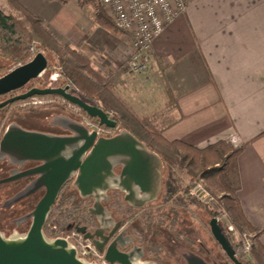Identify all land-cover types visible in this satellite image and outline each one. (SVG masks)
Instances as JSON below:
<instances>
[{"label":"crops","instance_id":"0c3cea01","mask_svg":"<svg viewBox=\"0 0 264 264\" xmlns=\"http://www.w3.org/2000/svg\"><path fill=\"white\" fill-rule=\"evenodd\" d=\"M18 2L40 18L45 28L64 5L57 0ZM0 10L18 14L5 0H0ZM57 38L86 56L100 76L112 79V93L134 116L147 118L167 141L198 149L225 141L241 149L236 195L245 218L258 230L256 243L264 249V0L193 1L185 14L154 39L147 76L128 72L130 40L100 26L95 6L87 30ZM35 113L45 118L34 119L23 112L11 123L22 129V124L43 125L39 133L66 135L60 123L69 119L67 113L48 114L44 109ZM65 193L73 195L74 191L68 188ZM157 201L149 206L154 208ZM179 212L181 227L173 230L178 235L170 233V244L162 248L179 254L188 264L192 254L202 255L203 250L197 236H191L192 242L183 233L193 222L202 226L201 211L186 207ZM226 221L225 217L219 220L224 225Z\"/></svg>","mask_w":264,"mask_h":264},{"label":"water","instance_id":"95a60500","mask_svg":"<svg viewBox=\"0 0 264 264\" xmlns=\"http://www.w3.org/2000/svg\"><path fill=\"white\" fill-rule=\"evenodd\" d=\"M47 66V58L37 53L29 62L0 76V97L42 78ZM48 81L49 84L43 88L33 87L1 101L0 110L33 96L56 95L80 108L91 119H96L101 126L117 128V122L101 108L70 92V85L54 87L56 78L53 76ZM60 125L72 134L49 135L27 131L11 123L0 139V157L7 156L15 165L35 164L0 181V184H7L33 178L11 200L10 205L38 191L44 192L33 210L20 218L21 221L30 220L26 233L5 236L0 232V264H95L80 258L67 240L49 238L44 234L51 208L66 186L76 188L81 198L94 195V207L99 210L100 198L108 191H120L124 194L123 200L135 208L142 207L156 194L158 158L131 134L122 132L113 137L98 136L83 124L70 119L61 120ZM76 230L87 238L84 228ZM209 232L229 263L245 264L236 258L235 250L216 218L209 221ZM99 251L103 252V249ZM104 258L110 264H132L133 253H121L113 242L105 250ZM187 262L207 264L195 256L189 257Z\"/></svg>","mask_w":264,"mask_h":264},{"label":"trees","instance_id":"16d2710c","mask_svg":"<svg viewBox=\"0 0 264 264\" xmlns=\"http://www.w3.org/2000/svg\"><path fill=\"white\" fill-rule=\"evenodd\" d=\"M5 1L12 10L19 14V17L0 10V76L29 62L35 56L30 51V46L34 44L37 53H42L47 58L48 66L45 72L47 77L52 76L54 69L59 71L54 87L70 85L73 87L70 91L86 103L97 106L106 113L112 111L111 118L118 125L117 133L128 132L158 158L159 181L155 196L158 201L151 211L146 212V216L150 214L152 222L155 223V247L162 256L159 257L169 258V249L164 251L162 247H165L166 243L170 244V233L178 235V232L173 230L174 227L180 226L179 211L186 207H194L201 211V220L205 222L208 231L211 219L216 218L219 223L221 217L227 215L238 230L253 232L257 239L258 230L245 218L236 195L239 188L236 162L240 148H235L225 141H219L204 149L195 148L181 141H167L159 131L151 126L147 118L139 119L134 116L126 105L112 93V79L103 78L94 71L85 56L61 43L55 34L43 26L40 18L28 12L18 0ZM57 1L66 4L68 0ZM91 1L96 8L97 23L109 31L119 32L105 15L100 2ZM37 80L30 81L27 88L37 86ZM17 94L11 92L1 96L0 102ZM14 105L15 103L1 109L0 116L7 113ZM198 178L205 181L212 193L221 194L216 197L214 207L206 214V217L203 207L189 196L188 189L184 185V179L193 182ZM11 199L5 202L6 206ZM37 200L28 199L20 203L23 206L25 204L33 206ZM123 204L118 200L114 203L119 207ZM87 214L84 201L78 202L74 196L66 197L61 193L51 208L46 224H55L60 231L76 230L84 224ZM142 225L140 221V227L143 230L144 225ZM189 228L191 226L188 225L187 229ZM192 237L196 238V235ZM192 237L190 241L195 242ZM146 241L150 242L148 239ZM199 246L205 247L203 244ZM233 248L236 258L245 263L240 249L237 246ZM175 256L180 257L179 254ZM251 256L255 264H264V249L259 244L256 243ZM219 258L223 264H227L220 255Z\"/></svg>","mask_w":264,"mask_h":264},{"label":"built area","instance_id":"2783aa9c","mask_svg":"<svg viewBox=\"0 0 264 264\" xmlns=\"http://www.w3.org/2000/svg\"><path fill=\"white\" fill-rule=\"evenodd\" d=\"M113 23L114 27L130 40L131 55L126 61V67L132 75L147 76L152 60V43L178 17L185 14L188 6L195 0H98ZM34 51V46L30 48ZM58 76L57 73L54 74ZM25 108H39L49 105L66 106L70 111L79 115L81 123L98 136H111V129L101 126L94 119L82 113L77 106L68 103L56 95L33 96L19 103ZM110 118L111 113H107ZM111 119V118H110ZM6 124H0V138ZM188 194L207 211H211L216 197L210 193L203 182H195L188 190ZM228 219L225 215L223 216ZM222 219V217H221ZM224 233L232 246H237L248 260L256 244L255 234L250 231L238 230L229 220L225 222ZM44 234L49 238H63L76 249L78 256L95 264H108L91 242L77 230L60 231L55 224L47 223Z\"/></svg>","mask_w":264,"mask_h":264},{"label":"flooded vegetation","instance_id":"af4514ba","mask_svg":"<svg viewBox=\"0 0 264 264\" xmlns=\"http://www.w3.org/2000/svg\"><path fill=\"white\" fill-rule=\"evenodd\" d=\"M44 84L46 85L45 82L43 83V85ZM27 87L28 84L25 85L20 90L15 91V93L25 92L26 90H28ZM2 122L6 124L5 125L6 127L9 124H11V120L9 118H6L5 114L0 116V124ZM64 131L66 132V135L72 134L67 130ZM115 134L117 133H114L112 136H107V137H113L115 136ZM33 165L35 164L26 163L24 165H15L10 161V159L7 156L0 157V181L20 171H24L27 168L32 167ZM32 180H33L32 177L31 178L28 177L19 180L17 182L0 184V188L6 187L4 191H2L3 193H5L4 194L5 196L7 195L9 196L10 194L16 196ZM66 189H68L67 186L60 192V194L63 193V195L66 197L74 196L78 202L84 201L87 207L88 214L84 218V224L79 227L85 229V235H87V239L91 242L93 246H95V248H97L98 251L99 249H103V252L99 251L100 253L103 254V257H104V252L108 248V246L113 242H115L118 250L121 253H129V252L133 253V260L131 261L132 264H138V263L162 264L161 260L157 258V251L155 247V238H156L155 223L152 222L150 214L149 216H146V212L151 211L153 209L149 205L153 203L156 194L150 199L148 203H146L140 208H135L123 200L124 194L121 193L120 191L117 190L108 191L107 193L102 194V197L100 198L101 210H99L98 208L94 207L95 204L94 195H89L87 197L81 198L79 191L73 187H70V189L74 191V194L66 195L65 193ZM39 194H41L42 197L44 192L38 191L22 201L28 199L39 200L41 198L38 196ZM117 200L118 202L122 201L124 204L121 207L114 205V203H116ZM136 202L140 203L139 200H137ZM35 205L32 206L30 204H25L23 207L26 208V212L22 214V216H25L30 211H32ZM124 206L126 207L124 208ZM97 212L99 214H97ZM18 219L19 218H17L16 220ZM140 221H142L144 225V226L142 225L144 227L143 230L140 227ZM20 222L21 223L16 224V229L14 232H18L20 234L26 233L30 226V220H25ZM145 223H147V225ZM6 235L7 234H5V236ZM147 239L150 241L149 243H147L146 241ZM201 248L204 252V256L198 252L192 255L200 257L207 264H223L217 252L214 253L213 251L208 250L206 249V247L203 246ZM139 254L140 256H138ZM225 261L228 260L225 258Z\"/></svg>","mask_w":264,"mask_h":264},{"label":"rangeland","instance_id":"374dc122","mask_svg":"<svg viewBox=\"0 0 264 264\" xmlns=\"http://www.w3.org/2000/svg\"><path fill=\"white\" fill-rule=\"evenodd\" d=\"M93 8H94V5H93V2L91 0H68L66 2V4L63 5V9H61L60 12H58L56 14V16L53 19V22H51L50 26L47 27L48 29L47 28L46 29L49 32H51V33H55L57 36H59V35L60 36H63V35L64 36H68L73 30H76V31H80V29L82 31L85 30V29L87 30L92 25ZM104 13H105V11H104ZM6 14H9V13H6ZM105 15L107 16L106 13H105ZM15 16L19 17V14H15ZM61 43H63V42H61ZM63 44H65V43H63ZM32 45L34 46V44H32ZM31 46H30V48H31ZM31 52L34 55L37 54V50L35 49V46H34V51H31ZM82 56H84V55H82ZM55 73H57L58 76H59V71L57 69H54L53 73H52V76L57 79L58 76L55 77L54 76ZM49 77H47V75L45 74L42 78H39L38 80L35 79L38 82L36 84L37 86H34V87H38V88L45 87V84L43 85V83L45 82L46 85H48L49 84V81H48ZM71 89H73L72 86H70V90ZM18 94H20V93H18ZM20 102H16L15 105L13 107H11L8 110L7 113H5L6 118H9L10 120H13V118H14V116H16V114H21L23 112H26L27 114H30L34 119H37L39 117L45 118V116L43 114L35 113V110H43L44 109L45 112H48V114H50V113H56V114L67 113L70 120H73V121L81 123V119H80L79 115L78 114L77 115L73 114L70 111V109H68L66 106L63 107L61 105L55 104V105H49V106H42V107H39V108H25V107H21V105L19 104ZM82 113L85 114L83 111H82ZM110 113H111V116H112L113 112L110 111ZM111 116H110V118H111ZM63 119H65V118H63ZM96 122L98 123V121H96ZM22 125H23V127H25L23 129H25V130L31 129V130H28V131H34V132H38V130L41 129V127L43 126V125H37V124H22ZM111 130H112V132L117 133L118 132V126H117V128L111 129ZM117 134H115V135H117ZM201 181L203 182V184L206 187V189L210 193H212L207 188L205 181L200 179V178H198L197 180H194L193 182H189L187 179H184V185L189 190V188H190V186L192 184H194L195 182H201ZM5 188H0V232L3 231L2 233L4 235L7 234L6 236H9V235H11L13 233H18V232H14L15 229H16V224L21 223L20 222L21 221L20 218L24 217V216H22V214H24L26 212V208L23 207V205L21 203H19V202L14 204V205H10L11 201L6 206L5 202L8 199H11L12 196L14 198L15 195L10 194L8 196L6 194L7 196H5L4 195L5 193L2 192V191H4ZM212 194L215 197H219L221 195V194H217L216 195L214 193H212ZM203 212L205 213V217H206V214H208L211 211H207L203 207ZM225 216L228 218L227 220L230 221L229 217L227 215H225ZM17 218H19V219L16 220ZM201 224H202V226H198L197 223L193 222L191 224V228H189V229L185 228L186 231L184 230L183 235H186L185 237H187V238H191V236L196 235L199 244H203L206 247V249L211 250L214 253L217 252L220 255V257L222 258V260L224 261L226 257L222 253V251L219 248L218 244L214 241V239L210 235V232L208 231V228L206 227L205 222L202 221ZM219 224L222 227L224 226V224L222 222H219ZM179 227L180 226H178V228ZM18 234H20V233H18ZM184 239L186 240V238H184ZM185 240L181 243L182 247H185V245H186ZM198 251H201V250L198 249ZM175 254H176L175 252L170 251V257L166 258V259L163 258L162 260H164V261L161 260V263L162 264H166V263L167 264H185V260H181L180 258L175 256ZM202 255L204 256V252H202ZM176 257H177L178 260H176ZM166 260H167V262H166ZM226 263L231 264L228 261H226ZM245 264H255L253 262V260H252V256H250V258L248 260H245Z\"/></svg>","mask_w":264,"mask_h":264}]
</instances>
